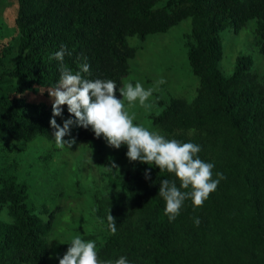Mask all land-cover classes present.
<instances>
[{
  "label": "trees",
  "instance_id": "trees-1",
  "mask_svg": "<svg viewBox=\"0 0 264 264\" xmlns=\"http://www.w3.org/2000/svg\"><path fill=\"white\" fill-rule=\"evenodd\" d=\"M14 3L11 38L3 41L0 30V144L15 151L21 150L15 142L53 138L52 103L25 97L57 85L61 62L50 57L61 45L66 46L63 64L73 74L86 57L90 70L81 75L113 80L118 98L136 53L127 37L164 33L189 19L186 61L197 81L195 93L190 99H157L161 108L149 117L166 138L198 144L199 158L214 165L213 178L219 172L224 179L202 207L194 209L187 199L169 221L158 189L165 179L179 187L174 174L141 162L133 172L109 171L105 181L111 191L94 199V215L106 232L96 246L98 258L114 262L125 256L129 264H264V73L250 71L249 55H237L228 75L218 65L220 31L237 33L249 20L264 55V0ZM62 108V115H69L67 106ZM73 136L96 139L90 128L79 126ZM4 170L0 167V264H47L58 206H29L26 185ZM108 214L116 218L114 235ZM70 243L59 247L67 250Z\"/></svg>",
  "mask_w": 264,
  "mask_h": 264
},
{
  "label": "rangeland",
  "instance_id": "rangeland-1",
  "mask_svg": "<svg viewBox=\"0 0 264 264\" xmlns=\"http://www.w3.org/2000/svg\"><path fill=\"white\" fill-rule=\"evenodd\" d=\"M14 6V0H0L3 41L10 39L13 34ZM253 25V20H249L237 33L227 29L220 31L222 53L218 65L224 75L232 72L237 55H249L252 59L250 71L258 76L264 73V55L255 43ZM188 31L189 19H185L164 33L147 35L143 39L127 37L128 43L136 46V53L129 60L130 70L122 79L121 87L139 82L146 90L152 89L145 106H141L138 101L132 105L126 104L129 114L135 115L134 124L163 135L149 117L161 108L156 100H166L169 96L190 99L194 95L197 81L186 61ZM47 89L45 92L40 89L36 93L26 94L25 98L51 104L53 100ZM68 118H71L70 114L62 115L56 121L62 124ZM76 129L77 126H72L70 135L63 139L73 138ZM75 140L76 143L71 147H60L54 138L37 136L27 142H15L20 151L3 148V144H0V167L26 185L27 204L34 209L45 205L53 210L58 206L48 235L47 264H59V258L66 252L59 246L71 242L74 237L79 236L86 242L94 241L96 246L105 238L104 225L94 215V199L111 191L106 185L105 175L109 171L120 174L133 172L140 163L127 159L126 145L114 149L102 137L88 141ZM113 163L116 168L110 167Z\"/></svg>",
  "mask_w": 264,
  "mask_h": 264
},
{
  "label": "clouds",
  "instance_id": "clouds-1",
  "mask_svg": "<svg viewBox=\"0 0 264 264\" xmlns=\"http://www.w3.org/2000/svg\"><path fill=\"white\" fill-rule=\"evenodd\" d=\"M65 51L66 46L61 45L60 50L50 57L61 62L57 85L47 89L53 100L49 124L54 129L52 136L55 143L60 147H71L76 143L75 138L63 139L70 135L71 127L90 128L94 136L102 137L109 147L119 149L126 145V157L130 162L155 165L161 171L174 174L179 187L175 181L165 179L158 189L159 196L165 201L164 213L169 221L176 219L187 199L191 200L194 209L202 207L224 176L217 172L216 178H213L214 165L199 158L201 147L198 144L168 139L158 131L134 124L135 115L129 114L126 104L132 105L138 101L141 106H145L152 95V89L146 90L139 82L134 85L127 83L118 89L120 98H117V85L113 80H91L81 75L90 70L86 57L83 58L85 62L80 65V71L73 74L63 64ZM64 105L71 118L58 124L55 118L62 117ZM110 167L117 166L113 163ZM144 175L148 179L149 171L145 170ZM107 222L109 232L114 235L117 232L116 218L108 214ZM200 222L199 218L193 221L196 226ZM68 245L66 252L59 258V264H129L125 256H120L114 262L101 261L95 242H86L79 236L74 237Z\"/></svg>",
  "mask_w": 264,
  "mask_h": 264
}]
</instances>
